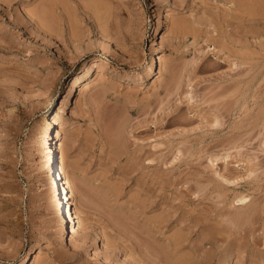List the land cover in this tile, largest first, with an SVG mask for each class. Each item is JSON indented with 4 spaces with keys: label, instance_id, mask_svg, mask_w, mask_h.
Instances as JSON below:
<instances>
[{
    "label": "rangeland",
    "instance_id": "1",
    "mask_svg": "<svg viewBox=\"0 0 264 264\" xmlns=\"http://www.w3.org/2000/svg\"><path fill=\"white\" fill-rule=\"evenodd\" d=\"M47 123L86 198L66 241ZM21 261L264 264V0H0V264Z\"/></svg>",
    "mask_w": 264,
    "mask_h": 264
},
{
    "label": "bare ground",
    "instance_id": "2",
    "mask_svg": "<svg viewBox=\"0 0 264 264\" xmlns=\"http://www.w3.org/2000/svg\"><path fill=\"white\" fill-rule=\"evenodd\" d=\"M157 60L152 57L151 59V64L148 66V70L150 73H152L153 70V65H156ZM88 70V68H86ZM106 72L109 71V67L107 66H102L100 68V72ZM76 81V78L73 79V83ZM86 83H83L81 85L80 89L85 90ZM71 94V88L67 90L66 93V100L69 99ZM190 98V97H189ZM169 114V113H166ZM166 120V118H165ZM163 121V120H161ZM167 122V121H166ZM58 135L57 131L53 135V131H51L50 124L47 123L44 128V134L42 137V145H43V154H44V159L42 162V172L44 173L45 176L49 177L50 179V188L54 192V196L52 198V208L54 209L56 213V217L59 221L60 228L62 229V240H71L76 232L80 229V224L77 216V212L79 209V206H83L84 204V194L83 189L81 190L79 188V184L72 183L68 179L65 178L66 175V170L61 171L58 169V162H57V146H56V140L55 137ZM117 138V139H116ZM119 137L112 138V142L118 143ZM116 139V140H113ZM120 143V142H119ZM213 156V155H212ZM211 156V157H212ZM210 157V162L213 164L214 159L217 158V156H213V160ZM219 175V174H218ZM217 175V176H218ZM222 177V176H221ZM73 179V178H72ZM74 181V180H73ZM76 184V185H75ZM78 184V186H77ZM74 187H73V186ZM68 187V189H67ZM75 194V200H74V207L71 210L67 204L72 202H69V199L71 196ZM86 197V196H85ZM86 201V198H84ZM78 200V201H77ZM238 202L240 201L241 203L246 200V196H239V198L236 199ZM78 204V205H77ZM243 213V212H242ZM249 213V212H248ZM245 214V211H244ZM246 215V214H245ZM249 215V214H248ZM96 239H99L100 236L99 234H95ZM19 264H23V261H21Z\"/></svg>",
    "mask_w": 264,
    "mask_h": 264
}]
</instances>
